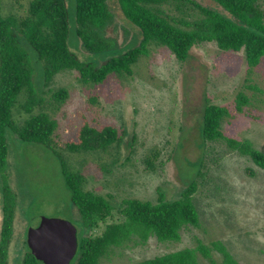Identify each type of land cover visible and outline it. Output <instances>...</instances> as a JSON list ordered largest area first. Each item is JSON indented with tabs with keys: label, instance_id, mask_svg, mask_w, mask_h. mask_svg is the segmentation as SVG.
<instances>
[{
	"label": "rangeland",
	"instance_id": "rangeland-1",
	"mask_svg": "<svg viewBox=\"0 0 264 264\" xmlns=\"http://www.w3.org/2000/svg\"><path fill=\"white\" fill-rule=\"evenodd\" d=\"M195 1L219 11L214 0ZM26 2L2 0L1 13H22ZM108 3L113 20L106 34L117 40L120 50H127L139 42V30L122 16L116 0ZM66 5L69 49L83 62L102 59L80 45L75 34V0H66ZM259 5L264 11V0ZM160 8L173 17H186L172 5ZM32 65L43 108L57 121L56 149L71 170L82 172L88 190L111 194L115 204L127 197L155 202L159 191L174 199L185 183H197L193 202L199 214L198 226H184L179 241L161 242L151 236L145 244L129 242L101 258L99 264H129L215 240H220L240 264H264V169L229 149L223 140H202L199 132L206 101L225 106L229 115L221 121L222 132L247 140L264 152V56L247 72L242 49L224 51L215 42L205 41L180 62L166 47L151 43L130 75L111 73L101 83L84 84L76 71L63 70L44 88L33 59ZM60 88L66 90L61 103L53 97ZM239 94L246 98L240 110ZM21 101L22 94L13 108L19 123L26 117L16 107ZM37 111L39 107L33 110ZM84 122L97 127L112 124L125 132L123 141L95 152L68 151L65 142L75 137ZM5 137L8 152L6 166L0 169V227L1 189L6 183L16 195L7 264H20L26 232L41 217L71 221L78 236L84 230L70 201L59 158L42 144L22 141L11 130ZM116 218L120 217L114 215ZM103 226L100 223L87 234H99ZM211 257L222 264L216 251H211ZM198 259L201 264H210L201 256ZM70 264H75V259Z\"/></svg>",
	"mask_w": 264,
	"mask_h": 264
},
{
	"label": "trees",
	"instance_id": "trees-1",
	"mask_svg": "<svg viewBox=\"0 0 264 264\" xmlns=\"http://www.w3.org/2000/svg\"><path fill=\"white\" fill-rule=\"evenodd\" d=\"M214 1L219 11L195 0H116L122 16L138 28L141 36L136 45L122 51L117 40L106 34L113 20L108 0H75L78 41L85 50L102 57L83 62L68 47L66 0H27L23 12L17 14H2L0 0V169L6 166L7 130L24 142L44 145L59 158L70 201L78 210L84 230L78 236V248L73 257L75 264H99L101 258L115 249L129 242L145 244L151 236L161 242L179 241L184 226L199 224L193 202L197 183L195 180L185 183L174 199H167L159 191L155 202L127 197L115 204L111 194L104 196L88 190L82 172L71 170L56 149L57 121L43 108L42 94H38L34 86L32 59L38 64L42 88L63 70L76 71L84 84H98L111 73L130 75L132 66L151 43L166 47L178 61L185 62L197 44L213 41L224 51L242 49L249 72L264 56V11L259 5L260 0ZM162 5H172L186 17L166 14L160 8ZM20 94L24 95V101L16 107L26 115L21 123L13 117ZM239 95L237 108L240 110L246 98ZM53 97L61 103L66 90L58 89ZM35 107H39V111L33 112ZM228 115L225 106L206 101L199 128L202 140H223L229 149L249 157L264 169L262 150L254 148L247 140H238L222 132L221 121ZM124 135L123 130L119 131L112 124L97 127L84 122L75 137L65 142V148L70 152L106 150L119 145ZM148 165L152 168L151 161ZM1 196L0 264H7L14 234L16 195L5 183ZM114 215L120 218L113 219ZM100 223L104 226L99 234H87ZM24 247L20 264L41 263L26 243ZM211 251L221 255L222 264H240L220 240L210 244L198 242L195 247H184L129 264H201L198 256L216 264Z\"/></svg>",
	"mask_w": 264,
	"mask_h": 264
},
{
	"label": "water",
	"instance_id": "water-1",
	"mask_svg": "<svg viewBox=\"0 0 264 264\" xmlns=\"http://www.w3.org/2000/svg\"><path fill=\"white\" fill-rule=\"evenodd\" d=\"M26 245L42 264H70L78 248L77 227L67 219L41 217L28 228Z\"/></svg>",
	"mask_w": 264,
	"mask_h": 264
}]
</instances>
